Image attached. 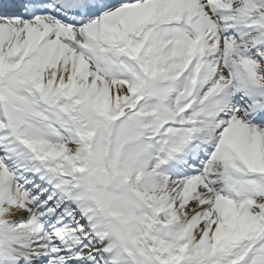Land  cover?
Instances as JSON below:
<instances>
[{
  "label": "snow or ice",
  "instance_id": "6c2138e0",
  "mask_svg": "<svg viewBox=\"0 0 264 264\" xmlns=\"http://www.w3.org/2000/svg\"><path fill=\"white\" fill-rule=\"evenodd\" d=\"M0 264H264V0H0Z\"/></svg>",
  "mask_w": 264,
  "mask_h": 264
}]
</instances>
